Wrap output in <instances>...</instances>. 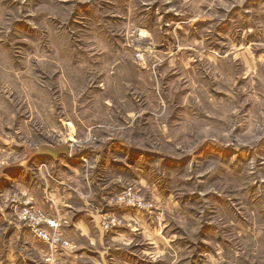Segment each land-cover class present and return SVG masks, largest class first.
Instances as JSON below:
<instances>
[{"label": "clouds", "instance_id": "obj_1", "mask_svg": "<svg viewBox=\"0 0 264 264\" xmlns=\"http://www.w3.org/2000/svg\"><path fill=\"white\" fill-rule=\"evenodd\" d=\"M13 3L23 27L0 35V185L11 183L0 190V264H72V244L87 248L93 236L106 254L101 235L123 222L99 214L109 204L131 206L135 225L109 246L146 244L159 264H264V113L250 120L245 108L253 94L264 98V83L245 92L235 79L214 80L201 71L210 57L193 62L184 52L193 34L209 43L241 29L247 37L258 28L255 9L244 0ZM237 4L238 23L217 32ZM166 5L178 22L164 20ZM204 19L209 31L196 25ZM168 37L161 72L153 48ZM214 55L213 64L222 59ZM165 73L184 75L169 83ZM218 84L227 95L208 106ZM229 192L235 204L218 205ZM68 205L94 214L89 228Z\"/></svg>", "mask_w": 264, "mask_h": 264}, {"label": "rangeland", "instance_id": "obj_2", "mask_svg": "<svg viewBox=\"0 0 264 264\" xmlns=\"http://www.w3.org/2000/svg\"><path fill=\"white\" fill-rule=\"evenodd\" d=\"M226 2H234V0H226ZM244 2H246V0H244ZM156 7H158V5H153V11H155ZM166 7L169 10L164 14V20L169 21V22H178L181 17L178 15L177 12L171 10L172 5H166ZM205 8H206V5H202L201 10L203 11L205 10ZM17 10H18V5L13 3V0H4L3 7L0 8V35H2L4 32H7L9 29V26L12 25L13 22H15L17 27H23V24L21 23V21L19 20V17L17 16ZM217 14L219 18L223 17L222 7L217 10ZM153 19L154 20L158 19V17L154 16ZM223 22H225V25ZM235 22L238 23V20L235 19ZM196 25L203 31H209L211 27V24L209 21H198V22L196 21ZM219 25H222V27ZM219 25L218 27H221V28L218 29V31L216 30L217 32L225 33L224 30L226 28L229 27L228 29H230V26H228V24L226 23V19H223ZM115 27L117 28V30H119L120 27H123L125 30H127L129 26L127 25V23H124V24H116ZM165 27H167V25H165ZM233 27L234 25L232 26V30H233ZM177 31L179 33V30ZM179 35H180V38L183 39V34L179 33ZM198 37L199 36L193 34L191 40L185 42L184 52H186L189 55L190 59L193 62L204 61L207 58L205 56V54H207L208 52L206 51V49H209V48L212 49L211 47H214L215 51L213 52H219L220 57L222 59L215 64L211 63V59H209V63L205 64L201 69V71L205 73H210L212 76V79L223 80L228 83H231L232 80L235 79L236 86L244 90L245 92L249 91L250 85L255 87L258 83H264V57L258 59L251 52L249 53L251 54V57H249L247 53H246V57L235 55V53L237 52V49L240 48L239 51L242 50V45L244 43V40H242L241 36H240L241 43H239V40H238L239 34L236 36L235 39L231 41H226L223 38H217V40L212 41L211 43L201 42L200 40H197ZM167 40H168L167 43L156 44L155 47L153 48V52L155 53L153 58L161 59L162 61V64L160 66L161 72H163L164 69L168 67V62L165 59V57L171 45L174 43L171 37H168ZM4 47H7V44H5ZM252 49H253L252 51L255 54L257 53L259 49H262L263 50L262 56H264V45L260 44L257 46H253ZM172 50L175 51V48H172ZM230 50L232 51L229 52ZM226 51L231 54L230 55L231 57L228 58L226 55H224ZM202 54H203V57L200 60L198 57H200ZM177 55L180 56L181 53H177ZM183 75L184 73H172V74L165 73L164 79L168 80V82L171 83L173 80L180 79V77ZM192 84L193 86H199L201 88L207 87L204 80L193 79ZM227 91L228 90L225 87H221L219 84L214 89H208L206 93L208 106H211L221 97L226 96ZM197 99H199V96H197ZM245 108L248 112V116L250 120H255L257 112L264 113V98H262L258 94H253L251 97V100L245 104ZM204 112L205 113L208 112V107H205ZM5 129L7 130L8 128H5ZM208 131L209 129H204L205 134H207ZM245 131H247V129H245ZM2 141L3 140H0V145H2ZM114 191H116V189H114ZM249 191L254 193L256 191V186L253 185V187L249 189ZM227 201H231L233 204H235L236 198L233 193H230V192L226 193L225 196L221 200L217 201V204L220 206H224V203ZM130 207L131 206H129L128 208H125V207H121L118 205L109 204L100 210V215H112L115 218L122 219L123 222L121 224L112 225V230H114L118 226H123L125 224L123 217L119 215L117 212L124 211V210L129 211ZM7 209L10 211L12 210L11 207ZM203 242L204 241H202V243ZM69 244H70V241H69ZM138 245L141 246L144 244H138Z\"/></svg>", "mask_w": 264, "mask_h": 264}, {"label": "crops", "instance_id": "obj_3", "mask_svg": "<svg viewBox=\"0 0 264 264\" xmlns=\"http://www.w3.org/2000/svg\"><path fill=\"white\" fill-rule=\"evenodd\" d=\"M241 5H237L236 8L233 9V13H230V16L232 17V21L226 19V23L228 26H230V29L226 28L224 30L225 33H229L232 31L233 21L237 19L235 16V12L240 9ZM242 7L246 10L248 9H255L256 15L254 16V21L257 24L258 28L256 30L249 31L247 34V37H245V30L241 29V32L239 34V43H241L240 36L242 40H244V43L242 45V50L239 51L237 49V52L235 55L237 56H243L246 57V53L251 57L250 52L257 57L258 59L263 58L262 56L263 50L259 49L257 53L255 54L252 50L253 46L257 45H264V17H262L260 13V9L264 7V5H261L260 0H246V2L243 3ZM198 21H209L211 24V21L208 19L204 20H197ZM225 25V22H223ZM219 25V24H218ZM216 26V30L220 29L222 25H219L221 27ZM197 40H200L198 37ZM201 43V42H200ZM232 47V46H231ZM212 53L210 56V53L207 52L205 56L207 58L210 57L211 60H215L216 57L214 55L215 51L214 47H211ZM210 49V48H209ZM233 49V48H232ZM230 50L229 52H231ZM228 58L231 57L230 53L226 51L224 53ZM234 55V54H233ZM234 55V56H235ZM203 54L198 57L200 60L202 59ZM229 68V67H227ZM233 68V67H231ZM4 131L8 132L9 129H4ZM6 141H2V145H5ZM15 175V173H12ZM11 187V183L9 181H5L2 185H0V190L8 189ZM68 207L71 212L73 213L72 219L73 221L79 223L83 221V227L89 228V225L94 220V214L89 212L85 214L78 205H68ZM5 211L10 212V210L5 209ZM119 215H121L124 219V225L118 226L111 232L104 233L100 237L101 244L104 245V247H107V253L104 254V249L101 247H98L96 245V237L93 236L92 239L88 240V247L85 248L82 244H72L70 241V244H72L71 251H73L74 255L72 258V264H100L101 256L103 255V260L105 261V264H159L158 261L152 260L153 253L151 252L150 248L144 244V245H138L134 244L131 247V251L125 250L123 247H116V246H109L113 241L117 240L119 236H126L129 232H131L132 227L135 225L133 224V215L130 211H118ZM100 214V213H99ZM98 231V230H97ZM91 234V229H90ZM7 239H11L15 233L12 230H9L7 233L4 234ZM27 264H36V261L34 258H30L27 261Z\"/></svg>", "mask_w": 264, "mask_h": 264}]
</instances>
